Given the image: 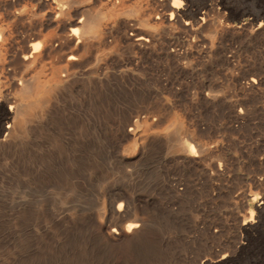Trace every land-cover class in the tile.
Segmentation results:
<instances>
[{"label": "rangeland", "instance_id": "obj_1", "mask_svg": "<svg viewBox=\"0 0 264 264\" xmlns=\"http://www.w3.org/2000/svg\"><path fill=\"white\" fill-rule=\"evenodd\" d=\"M178 1L172 7L173 0H102L74 16H102L114 37L128 23L141 25L153 36L152 48L118 40L112 50L94 49L74 77L37 94L16 93L4 79V89L20 101L46 102L21 116L16 144L0 149V264H264V0ZM11 20L4 23L13 38L22 24ZM50 62L26 78L48 74ZM93 66L97 85L90 80ZM105 73L117 86L114 118L105 112ZM253 76L257 85L247 89L258 90L243 95L238 89ZM94 93L102 104L96 114ZM242 109L252 112L242 118ZM126 118L136 121L134 135H124ZM80 128L87 147L73 169L67 140ZM172 136L192 141L197 161L166 144ZM116 194L121 198L110 207ZM119 202L122 213H137L143 222L132 244L100 236L128 221L114 213Z\"/></svg>", "mask_w": 264, "mask_h": 264}, {"label": "bare ground", "instance_id": "obj_2", "mask_svg": "<svg viewBox=\"0 0 264 264\" xmlns=\"http://www.w3.org/2000/svg\"><path fill=\"white\" fill-rule=\"evenodd\" d=\"M121 1L123 2L125 0H121ZM135 1L139 3V0H135ZM173 1L174 2L172 3V7H177L180 5V1H178V0H173ZM100 2H102V0H37V4H33L32 0H0V149L12 147L16 144L17 131L22 132V130L24 129V119L21 116L24 115L25 117L29 118V116H31V111L33 109L39 108L41 106V104H44L46 102L44 98L39 100L40 103L33 102L32 104H28V103H24V102L20 101L17 97L10 94V90H12V89H4V79H10L11 80L12 86L15 88L13 90L16 93L37 94V93L43 91L44 90L43 88H45L50 83H65L70 78L74 77L76 74L75 68H77L80 65L82 66V62L84 60V57H86V55L92 53L94 51V49L99 50V49H102V47H104V48H108L109 50H112V49H114V46H116L118 40H119V42L122 41V42L127 43L128 45H130L134 49L138 48V49L144 50V49L152 48L155 46L153 43V40H152L153 36L150 33V31L146 30L145 28L141 27V25H138L136 23L126 24L127 25L126 29L124 27L125 25L122 26V27H124L125 30L118 37H114L108 31L107 25H105L103 23V20H102L103 17L102 16L92 15V16H89L87 18H84V15H82L83 17L81 16V17H79V19L74 17L78 14H81V13L83 14L84 12L89 11V9L91 7H93L94 5H96ZM162 2L163 1H159L157 3L162 4ZM109 3L114 5L113 0H109ZM36 7H38V8H36ZM157 7H159V6H157ZM173 13L174 12L171 11V18H172ZM9 19H12L11 21H13V22L19 21L22 24L21 29L18 30L20 33L19 36L11 38L12 37L11 33L13 32V30H12L13 27L11 26V24H5L4 23L5 21H8ZM110 19H112V18H110ZM195 20H197V19H195ZM73 23H78V26H73ZM125 23H127V22L125 21ZM261 25H262V22L259 23V26H261ZM120 26H121V24L119 25V27ZM14 28H16V27H14ZM17 29H18V27H17ZM115 31H117V30H115ZM118 32H121V31H118ZM129 50H131V49H129ZM146 51H149V50H146ZM177 51H178V49H177ZM177 51H175V52H177ZM127 52H129V51H127ZM138 52H139V50H138ZM93 53H96V52H93ZM130 53H131V51H130ZM45 59H50V61H51L49 73L44 74L43 76L37 75V76H35V78H29V79L26 78V74L32 69H38L37 73L45 72L44 70L46 69V65L43 64V61ZM97 59L98 58H96V61H97ZM114 59H116V58H114ZM125 59H128V58H125ZM176 59L178 60V58H176ZM91 61H94V60H91ZM124 61H127V60H124ZM127 62H129V61H127ZM38 64H39V66H37ZM93 67H94V69L89 71V73L92 74L90 80L96 84L100 79L97 76L95 77L93 75L98 74L99 67H95V66H93ZM91 68H88V69H91ZM81 72H82V70H81ZM77 74H79V73H77ZM110 76L111 75L109 73H105L103 75L105 85H106V89H108V91H109V97H108L109 99H108L107 107L105 108V112L109 118H114V112H115L116 107L113 104V101H114L113 95H116V89H117L116 87L117 86H116V83H114L112 81V78ZM114 77L115 76H113V78ZM257 78L255 79L254 76L251 77L249 82L247 83L248 85L246 83H244L247 86L242 85L240 87L241 89H238V90L241 93H243V95L249 91L258 90V89H256L257 88L256 86H255V89H247V87L252 88L254 86V84L257 81ZM117 80H119V78H117ZM122 84H124V83H122ZM77 85L79 86V84H77ZM129 85H131V84H129ZM256 85H257V83H256ZM126 87H123V88H126ZM120 89H122V88H120ZM71 90H72V88H71ZM84 90H86V89H84ZM94 94L92 95L93 96L92 104H94V106L92 104L91 105H92L93 113L96 114V112H97L96 109L100 110V108L102 107V104L99 103V95L96 93H94ZM254 95H256V94H254ZM211 96H212V94H211ZM81 98H82V100H84V102L86 101V99L83 95L81 96ZM138 98H141V97H138ZM213 99H215V98H213ZM130 105H132V104H130ZM263 106H264V104H263ZM246 107H248V106H246ZM245 109H247V108H245ZM244 110H243V112H241L242 118L247 117L248 113H250V111H251L250 109H248V110H250L249 112H248V110H246V111H244ZM49 111H51V110H49ZM238 113L239 112H237V114ZM251 114H249V115H251ZM252 115H253V117H255L254 114H252ZM60 116H62V115H60ZM54 117H56V116H54ZM125 117H126V115H125ZM88 118H89V116H88ZM109 120H111V119H109ZM239 120H240V118H239ZM54 121H57V120H54ZM93 121H95L94 123L97 124L96 119H94ZM75 122L76 121H74V123ZM102 124H104V123L102 122ZM127 124L134 126V127H130L128 132L124 128L125 125H127ZM135 125H136V121L131 120V118H126L124 120V124H123L124 135L125 136L134 135ZM113 128H115V130H116V127H113ZM54 129H56V128H54ZM77 131L79 132V136H80V137L78 136L79 138L78 137L76 138V136H75V138L69 137L67 140V143L72 148V154H71L72 155L71 156L72 157L71 158L72 164L71 165H72L73 169H75L74 167H76L80 164V161L82 159V155L85 152L86 147H87V143L85 142L84 139H82V136H81V134L84 132V130L80 128V129H77ZM102 132H103V130H102ZM35 133H39V132H35ZM112 133H113V131H112ZM102 136H103V134H102ZM109 136H111V135H109ZM121 136H122V134L120 135V137ZM51 138H53V137H51ZM127 138L129 139V137H127ZM257 138H258V136H257ZM39 139H40V137H39ZM53 140H54V138H53ZM186 140H187V138H186ZM156 141L154 139H152L151 143H154ZM165 142H166V144H170L171 147L176 146L177 147V148H175L176 151L177 150H183L185 152L186 156H188L189 159L191 158L192 161H197L194 158L197 156V151H196L193 143H191L192 141L188 142V140H187V141H184L181 143L172 136V137L165 138ZM108 143H110V142H108ZM160 143H162V140L160 141ZM92 146H93L92 152L95 155V152L97 153L96 145L92 144ZM197 146H198L197 147L198 151L199 152L202 151V149L204 147L203 144L197 143ZM87 151H89V150H87ZM261 153H262V151H261ZM87 156H88V154H86V157ZM181 156H182V153H181ZM93 160H95L94 163H96V158ZM199 161L201 162L202 160H198V162ZM187 164H189V163H187ZM199 167H201V165H199ZM208 168H212V167L208 166ZM65 169H66V167H65ZM47 170H50V169H47ZM210 170H211V172H214V171H212V169H210ZM206 171H208V170H206ZM68 172H69V170H68ZM95 172H96V170H95ZM53 173L55 175H61L60 174L61 170L58 171L56 169H53ZM72 174H75V173H72ZM261 178H263V177L261 176ZM257 179H259V177ZM253 181H254V178H253ZM260 184L262 185V183H260ZM116 195H115L114 199L110 201V203H109L110 207H112L113 202L115 200H118L121 198V195H118V194H116ZM126 200H125V202H126ZM260 204H261V202H260ZM122 205H123V202H119V204L116 208L117 211L116 212L114 211V213L116 214L117 217H119L123 220L128 219V221L124 224V228L119 229L115 226L107 227V229L105 228V231H103V235H100V236H103L105 238V240L108 242L115 241V242L123 243V244H132L141 238L142 233H143V222H141V220H139L140 217L138 218L139 215H136L137 213L131 214V215H126L125 213H122L121 212ZM246 224H247V222H243V225H244L243 228H246L245 227ZM105 240H104V242H105ZM115 242H113V243H115ZM210 262H212V261L208 260V259H204L201 261L200 264H209Z\"/></svg>", "mask_w": 264, "mask_h": 264}]
</instances>
